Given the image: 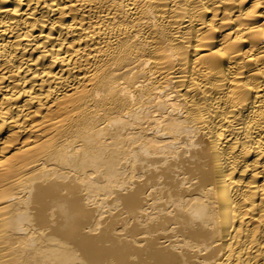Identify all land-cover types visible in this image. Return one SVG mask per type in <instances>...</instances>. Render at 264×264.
<instances>
[{
    "label": "bare ground",
    "instance_id": "obj_1",
    "mask_svg": "<svg viewBox=\"0 0 264 264\" xmlns=\"http://www.w3.org/2000/svg\"><path fill=\"white\" fill-rule=\"evenodd\" d=\"M0 264H264V0H0Z\"/></svg>",
    "mask_w": 264,
    "mask_h": 264
}]
</instances>
